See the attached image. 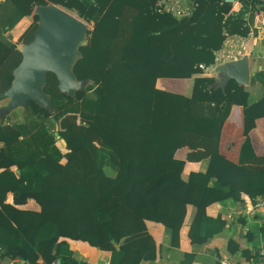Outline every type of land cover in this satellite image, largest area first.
<instances>
[{"label":"trees","instance_id":"1","mask_svg":"<svg viewBox=\"0 0 264 264\" xmlns=\"http://www.w3.org/2000/svg\"><path fill=\"white\" fill-rule=\"evenodd\" d=\"M222 1L207 0L198 13L197 0H185L189 14L175 17L159 13L156 0H0V95L20 62L17 46L34 37L37 6L58 5L92 24L73 67L76 79L88 82L84 90L66 96L47 73L50 111L28 102L0 119V264H90L76 259L64 238L108 253L106 263L96 264L152 263L160 247L146 222L161 224L168 247L178 249L187 206L192 251L170 264H193L196 250L227 224L207 213L210 206L264 197V156L248 137L264 117V72L250 78L261 84L255 101L233 79L219 87L213 77H195L189 95L156 86L159 78L202 73L197 66L214 64L227 35L249 34L259 1L236 0V13ZM22 18L31 24L13 43L9 32ZM237 102L244 140L232 163L218 146ZM55 134L66 142L65 153ZM182 148L185 161H204L201 171L182 176L183 161L175 157ZM8 193L12 205L5 203ZM28 200L39 212L15 208ZM260 232L264 240V223ZM233 247L229 240V254L240 250L235 264L255 262L248 248Z\"/></svg>","mask_w":264,"mask_h":264},{"label":"crops","instance_id":"2","mask_svg":"<svg viewBox=\"0 0 264 264\" xmlns=\"http://www.w3.org/2000/svg\"><path fill=\"white\" fill-rule=\"evenodd\" d=\"M259 4L257 9L260 12L254 13L252 25L250 24V33L253 35V41L251 46V53L248 56V67L256 65V72H264V0H258ZM207 0H197L195 5V11L202 13ZM240 5L238 3L232 6V12L236 13L239 11ZM249 15V14H247ZM248 20V17H246ZM249 22V21H248ZM31 24L30 18H22L9 32L12 37V42L15 43L19 36L29 27ZM18 47V46H17ZM18 49V48H17ZM255 72V73H256ZM254 73V74H255ZM253 76V75H252ZM250 76V78L252 77ZM195 77H213L214 80L222 79L219 74L208 75V74H193L189 78L177 79V78H159L157 80L156 86L160 89L170 90L180 94L189 95L192 86V80ZM250 78L248 85H238L243 89L247 95H250L251 100H257L261 95V84L255 82L250 84ZM0 104V107L3 106ZM18 110V109H17ZM16 110V111H17ZM21 116V113L18 114ZM248 137L250 140V145L252 146L253 151L258 156H264V117L255 120L254 128L249 130ZM56 138V147L61 153H65L67 150V144L64 140H58ZM244 140V121L242 114V104L237 102L232 105L229 117L223 124L220 141H219V153L222 158L226 160L237 163L239 150L241 143ZM188 150L186 148L179 149L175 157L183 161L182 176L188 175L190 172L201 171L204 167V161L200 162H188L185 161V157ZM6 204H13V196L11 193L6 195ZM233 204H214L207 209V213L210 216H215L217 214L222 215L227 213L232 209ZM19 210H27L33 212H39L40 207L33 200H28L25 205L15 206ZM191 206H187L186 217L184 225L180 230V240L179 248L172 249L168 247L167 239L164 232V227L161 224H153L146 222L147 230L151 234L157 246L160 247L158 256L153 262L155 264H170L178 262L181 259L182 253H190L192 247L187 236L188 223L191 215ZM226 227L223 233L220 236L215 237L205 245L204 247L196 250V258L193 264H209L211 260H214L213 264L217 261L220 262L223 259L238 262L240 259V250L236 251L234 254H229L227 244L231 240L234 243V247L238 246L240 249H249V254L255 256L257 254L258 245L261 243L262 234L260 228L264 223V218L261 214H257L252 218H244L239 222H228L226 221ZM250 235L251 241H248ZM69 243L70 249L73 250L74 256L76 259H86L90 264L98 263L96 259L98 253L104 254L101 262L106 263L108 260V253L97 251L95 248L90 247L88 244L81 242L78 239H67L64 238ZM233 247V249H234ZM224 251L226 254H224ZM9 263L8 260H4L2 264ZM12 264H23L17 261H14ZM148 264V263H141Z\"/></svg>","mask_w":264,"mask_h":264},{"label":"water","instance_id":"3","mask_svg":"<svg viewBox=\"0 0 264 264\" xmlns=\"http://www.w3.org/2000/svg\"><path fill=\"white\" fill-rule=\"evenodd\" d=\"M34 15L38 18L34 37L29 44L17 49L20 62L12 71L10 86L0 95V101L4 102L0 107L2 120L17 109H24L28 102L51 110L50 97L43 90L47 73L56 77L59 92L69 97L88 85L86 80L78 81L73 72L81 58L79 49L87 44L88 24L77 13L54 4L37 6ZM215 72L222 77L215 80L219 87L229 79L238 85H248L256 65L248 67V59L243 57L218 65ZM55 137L58 138L56 134Z\"/></svg>","mask_w":264,"mask_h":264},{"label":"built area","instance_id":"4","mask_svg":"<svg viewBox=\"0 0 264 264\" xmlns=\"http://www.w3.org/2000/svg\"><path fill=\"white\" fill-rule=\"evenodd\" d=\"M3 1V0H1ZM223 3L229 5H236V0H223ZM157 11L161 14H169L175 17H182L188 15L186 9L185 0H156ZM253 35L249 32L246 37L227 35L221 49L215 52L214 64L210 66L198 65V69L203 74L215 75V68L218 65L233 62L243 57H247L251 53V46L253 41ZM257 214L264 215V197H259L252 202L248 197H245V202L241 206H232V209L227 213H224L223 219L228 222H235L241 217L251 218ZM14 261L20 262L19 260H11L9 263L12 264ZM22 263V262H20ZM220 264H235L222 261ZM240 264H264V240L258 245L257 258L254 263L244 262Z\"/></svg>","mask_w":264,"mask_h":264},{"label":"rangeland","instance_id":"5","mask_svg":"<svg viewBox=\"0 0 264 264\" xmlns=\"http://www.w3.org/2000/svg\"><path fill=\"white\" fill-rule=\"evenodd\" d=\"M48 5H50V4H48ZM30 21H31V19H30ZM87 24H88V23H87ZM88 28H89V29L92 28V24H91V23L88 24ZM22 45H23V44H19L17 48H20V46H22ZM201 74H202V73H201ZM3 103H4V102H1V101H0V104H3ZM18 114H20V111H18ZM182 169H183V167H182ZM227 204H229V203H227ZM224 254H226L225 251H224ZM103 257H104V254H99V253H98L96 259L99 260V261H97V262H98V263H102L101 260H102ZM222 261L229 262V263H233V262H234V261L227 260V259H223V260H221L220 262H222ZM213 262H214V260H211V262H210L209 264H213ZM220 262H219V263H220ZM148 264H155V263L152 262V263H148Z\"/></svg>","mask_w":264,"mask_h":264},{"label":"clouds","instance_id":"6","mask_svg":"<svg viewBox=\"0 0 264 264\" xmlns=\"http://www.w3.org/2000/svg\"><path fill=\"white\" fill-rule=\"evenodd\" d=\"M203 74V73H202ZM257 255V254H256Z\"/></svg>","mask_w":264,"mask_h":264}]
</instances>
